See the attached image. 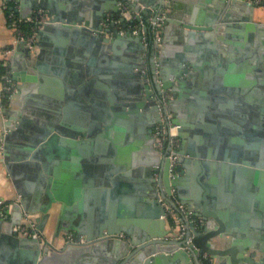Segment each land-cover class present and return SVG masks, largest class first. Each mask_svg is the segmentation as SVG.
Here are the masks:
<instances>
[{
	"label": "crops",
	"instance_id": "crops-1",
	"mask_svg": "<svg viewBox=\"0 0 264 264\" xmlns=\"http://www.w3.org/2000/svg\"><path fill=\"white\" fill-rule=\"evenodd\" d=\"M8 1L0 0V60L9 61L12 74L15 71L20 73L18 79L13 74L16 92L7 108L16 118L14 126L20 119L24 121V128L20 132L22 136L13 139V142L23 141L37 121H48L55 115L53 108L58 105L67 123L88 128L92 122H101L98 118L100 111L110 105L101 96L106 89L112 88L118 92L134 87V84L137 86L139 79L128 77L129 71L125 70V66L139 64L142 58L148 60V49L144 51L140 48L141 43H145L143 39L142 42L123 40L115 45V49L93 52L87 49L83 41L80 44L71 42L65 33L49 31L43 34L36 31L33 34L35 43L28 49L18 40L13 23L9 21ZM85 1L94 4L97 0ZM148 1L139 0V4L149 8L145 14L146 22L156 15ZM150 1L155 4L158 2ZM173 1L179 8L194 9L197 16L202 15L207 19L211 7L220 0ZM172 7L166 10L171 12ZM21 8L22 0H19V17ZM253 17L256 21H264V1L257 3ZM106 18L108 22L105 26L116 21L120 31H125L119 17H112L111 12H108ZM90 24H96L94 16L90 17ZM181 35L180 27L176 24L161 26L162 42L159 48L156 46L159 72L163 76L176 68L177 56L186 48L191 49L188 51L195 54V60L200 63L198 74L187 80L191 84L177 92L178 95L169 90L172 94L170 108L175 114V122L180 125L179 133L183 135V138L180 137V147L185 145L188 151L185 157L187 168L181 166L186 172L184 179L176 186L178 196L184 203L186 200L183 196H188L193 207L202 206L204 200H207L209 209L222 211L227 220L234 219L243 238L249 232V242L259 246L264 242V196L261 187L233 167L234 164L242 163L223 161L216 156H232L241 151L246 153L249 149L264 157V28L260 32H249V38L244 40L245 45L241 44L242 39L237 36H230L232 42L217 40V44L222 47L235 48L229 56L211 51L210 54L202 53V42L191 43ZM7 50L12 51L6 54ZM148 66L145 63L143 71ZM187 68L193 70L192 66ZM137 71L138 68L134 67V72ZM34 76L35 80L29 79ZM105 76H114L117 84L112 86ZM187 76L185 74L184 78ZM1 86L0 78V128L1 123L6 121L4 113L7 110L1 106ZM44 95L61 97V102L46 101ZM124 127L116 123L110 130L109 138H97L79 159L74 158L67 147L62 156L58 148L53 149L54 154L47 164L50 171L56 172L58 185L65 189L69 200L53 204L51 216L43 231L46 238L53 240L64 204L66 209L62 213L59 235L54 238V247L63 248L64 236L68 232H75L73 224L77 220L84 219L93 230L98 228L101 217L125 219L132 230L139 229L140 233L144 225L148 228L152 225L153 220L149 214L153 209L141 186L146 183L145 162L154 163L155 167L158 157L151 152L148 136L138 132L133 137L132 130H124ZM206 147L210 148V159L191 155V152H199ZM2 152L1 149L0 200H4L8 206H0V264H30L28 258L32 247L23 241L24 236L12 234V226L18 223L15 226L17 229L26 221L20 203L24 198L19 190L27 189L36 193L44 187V183L37 179L33 171L23 167L11 171L1 161ZM133 158L138 160L139 166L129 171L122 169ZM203 160H209L210 167ZM110 167L119 176L115 177V183L108 186L102 183V179ZM49 175L55 179L54 174ZM26 202L30 206L38 203L33 195ZM41 214L37 210L30 218L38 219ZM161 220L156 219L157 222ZM35 223L38 227L39 221ZM170 227L171 223L167 221L165 228ZM153 229L161 231L164 224L160 223ZM106 250L87 252L88 257L75 258L73 263L66 259L52 264H109L110 255L104 254Z\"/></svg>",
	"mask_w": 264,
	"mask_h": 264
},
{
	"label": "water",
	"instance_id": "water-1",
	"mask_svg": "<svg viewBox=\"0 0 264 264\" xmlns=\"http://www.w3.org/2000/svg\"><path fill=\"white\" fill-rule=\"evenodd\" d=\"M147 3L156 11L155 17L152 18L154 21L160 20L159 17L164 16L162 26L172 23L178 25L185 41L203 43L202 53L210 54L211 51L217 55L223 53L229 56L235 48L222 47L221 44H217V40L232 42L230 36H237L242 39L241 44L245 45L244 40L249 38V32H260V29L264 28V21H256L253 17L254 8L257 6L255 0H220L211 7L207 19H204L202 15L197 16L194 9L183 10L179 8L173 0L168 2L158 0L156 4L149 0ZM133 5L136 10L141 9L139 0H136ZM170 6H173L172 11L168 12L166 8ZM148 9H142L143 16L149 12ZM108 12H111L112 17H120L118 0H97L94 4L85 0H22L20 17L26 20L30 16H36L38 18L36 23L41 25V27L38 26L40 33L44 34L49 31L56 34L65 33L71 42L80 44L83 41L87 49L93 52L110 51L115 49V45L123 40L142 42V35L133 34L122 17L120 22L125 31H120L116 21L105 26V23L108 22L106 18ZM91 16L96 19L94 25L90 24ZM147 21L149 22V20ZM21 43L28 46V49L31 48L27 40H22ZM140 48L144 51L148 49V60L142 58V62L139 64L125 66L127 68L125 70L129 71L128 77L139 79L137 86L134 84V87H128V89L118 92L112 88L106 89L101 96L108 100L110 105L100 111L98 118L101 122L99 123L92 122V126L90 125L88 128L71 125L66 122L65 118H62V108L58 105L53 108L55 115L51 116L48 121H37L36 126L24 136L23 141L13 142V139L22 136L20 132L24 128V121L20 119L18 124L14 126L13 121L16 118L10 114L8 108L5 111L6 121L1 123L0 128V150H3L1 161L11 171L16 167L31 170L37 179L43 181L44 187L39 191L37 190L36 193L27 189L19 190L24 198L20 202L25 211L22 214L23 217H30L37 210L41 211V216L33 220L34 222L39 221L37 228L40 231L43 232L45 229L51 216L50 210L53 204L58 201H69L66 198L65 189L58 185L56 172L50 171L47 164L52 157L51 155L54 154L53 149L55 147L58 148L61 156L67 147L72 156L79 159L87 152L86 148L94 143L97 138H109L110 130L118 123L125 126L124 130H132L133 137H136L138 132L148 136L151 152L158 157L156 165L162 164L160 151L154 145L156 143L154 128L160 120L157 100L163 90H171L175 92V95H178L177 92H181L182 89L191 84L187 80L198 74L200 63L195 60V54L188 51L191 49L186 48L184 52L178 54L176 68L173 71H167L165 76L159 72L162 83L158 84L157 70L160 65H158L159 61H156L158 52L153 39V32H151V41L148 47L142 42ZM29 52L31 53V50ZM145 63L149 65L147 71H143ZM204 63L210 64V62ZM188 66H192L193 70L188 69ZM134 67L138 68L137 72H134ZM13 74L15 79H18L20 73L15 71ZM185 74H188L186 78H184ZM149 78H151L152 85ZM29 79L35 80L36 77ZM105 79L112 86L117 84L114 76L113 78L105 76ZM177 79L179 80L177 81ZM24 97V93H22L23 101ZM44 98L46 101L61 102V97L44 95ZM36 105L40 106L39 104ZM98 129L100 131L96 132ZM81 135H83L82 138H80ZM179 137L183 138L182 133H179ZM206 148L199 152H191V155L210 159V148ZM179 151L180 167L187 168L185 157L188 151L186 146L180 147ZM216 158L242 163V165L234 164L233 167L242 175L248 176L255 184L260 185L264 196V157L262 155L248 149L246 153L241 151L232 156L222 154ZM133 160L128 161V164L122 169L126 171L136 169L139 162L136 158ZM203 162L210 167L209 160H203ZM145 164L147 165L144 168L146 183L141 187L145 189V197L148 202H151L153 209V212L149 214L153 220L149 228L144 225L145 228L140 233L139 229L132 230L125 219L115 220L112 217H101L98 228L93 230L84 219L77 220L73 224L75 230L73 235L78 241L82 238H85V241L81 243L67 241L65 234V244L63 248L58 249L54 247V238L59 235L62 213L66 209V206L62 204L53 240H49L45 236L43 238L28 236L22 238L32 247L28 262L30 264H52L55 261L68 259L73 263L75 258L88 257L87 252L99 253L108 249L104 254L110 255V258L108 257L109 264H264V242L259 246L252 245L248 240L251 238L250 233L244 231L246 236L243 238L241 229L238 228L235 220H227L220 210L209 209L207 200H204L202 206L193 207L191 199L188 196H183L188 206L193 209L196 219L188 223L183 234H180L175 222L171 224L170 228H165L166 222L169 220L164 216L165 209L158 199L157 189L154 185V163L151 164V162L146 161ZM163 164L164 181L170 192L172 186L169 178V160H165ZM50 173L55 175V179L49 175ZM185 173V170H181V174L173 181L174 186H177L184 179ZM118 176L119 174L115 175V171L110 167L104 172L102 183L109 186L115 183V177ZM32 195L38 203L30 206L26 199L28 200L29 196ZM19 206L18 204L17 207ZM160 218L162 220L157 222L156 219ZM146 223L147 221L144 224ZM160 223L164 224V229L155 231L154 226ZM17 224L13 223L12 226L14 236L19 234L15 228ZM234 230L236 231L235 235H233ZM120 232L126 234V237H117ZM262 238L264 239V235ZM205 254L206 256H204Z\"/></svg>",
	"mask_w": 264,
	"mask_h": 264
},
{
	"label": "built area",
	"instance_id": "built-area-1",
	"mask_svg": "<svg viewBox=\"0 0 264 264\" xmlns=\"http://www.w3.org/2000/svg\"><path fill=\"white\" fill-rule=\"evenodd\" d=\"M136 0H118L120 7V17L124 18L125 22L129 28H131L133 34H141L142 39L146 44H149L151 41V32H153V39L155 40L157 48L161 44V26L164 16H160V20L154 21L153 19L149 22L143 19L142 9H147L148 6H142L140 10L134 8V2ZM264 0H255L256 3L262 2ZM19 7V0H16L14 8L17 12ZM9 17H14L12 20L16 36L19 41L27 40L29 47H32L35 43V36L31 35L25 37L21 30L22 21L37 22L38 18L36 16H30L26 20L18 16V13L15 15V12H11ZM152 26V27H151ZM41 27V25L39 26ZM151 27V28H150ZM12 50L5 51L6 54L10 53ZM157 61V58H156ZM4 65L7 70L2 74V86H1V100L2 108H7L11 98L16 92V87L14 85V78L11 70V66L8 60H5ZM149 69H146V71ZM158 78L157 83L161 84L162 79L159 76V69L157 70ZM151 85L153 84L151 78H149ZM8 98L7 103H5L4 98ZM172 99V94L169 91H162L160 97L158 98L159 106V115L160 120L154 128V136L156 137V147L159 149L160 157L162 158V164L155 166L154 171V185L157 189L158 199L162 203L165 209V217L169 220L171 224L174 222L177 224L180 234L185 232V228L190 222L192 216L194 215L193 209L188 206V204L182 202L178 196L177 188L173 185V181L181 174L180 167V137L179 129L180 125L175 122V114L170 108V100ZM169 160V178L171 184V191L169 192L164 181V164L165 160ZM0 206L5 208L8 204L4 200H0ZM173 216L174 221L171 220ZM26 221L19 228L18 232L22 236L28 237H38L43 238L44 234L40 231L36 223L30 218L26 217ZM117 237L124 238L126 235L122 232L118 233ZM66 240L75 243H81L85 241V238L77 240L73 233L66 234ZM206 255V254H205ZM204 255V256H205Z\"/></svg>",
	"mask_w": 264,
	"mask_h": 264
},
{
	"label": "trees",
	"instance_id": "trees-1",
	"mask_svg": "<svg viewBox=\"0 0 264 264\" xmlns=\"http://www.w3.org/2000/svg\"><path fill=\"white\" fill-rule=\"evenodd\" d=\"M16 0H9V7L7 10V14H10L11 12H15V15L17 14V12L15 11L14 5H15ZM14 19V17H9V21L12 22V20ZM143 19L146 21V16H143ZM21 30L22 33L25 37L31 36L33 34L36 33V31H38V24L35 22H30V21H22L21 22ZM5 59L4 60H0V78L1 80L2 78V74L7 70L6 66L4 65ZM5 103L9 102L8 98H4ZM171 220L174 221L173 216H171ZM208 263V262H205Z\"/></svg>",
	"mask_w": 264,
	"mask_h": 264
},
{
	"label": "flooded vegetation",
	"instance_id": "flooded-vegetation-1",
	"mask_svg": "<svg viewBox=\"0 0 264 264\" xmlns=\"http://www.w3.org/2000/svg\"><path fill=\"white\" fill-rule=\"evenodd\" d=\"M168 91H169V90H168ZM181 170H182V168H181ZM195 217H196V216L193 215L190 221L195 220V219H196Z\"/></svg>",
	"mask_w": 264,
	"mask_h": 264
}]
</instances>
